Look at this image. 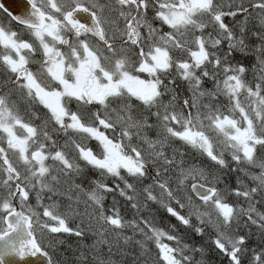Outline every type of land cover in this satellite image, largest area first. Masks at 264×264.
<instances>
[{
  "label": "snow or ice",
  "instance_id": "snow-or-ice-1",
  "mask_svg": "<svg viewBox=\"0 0 264 264\" xmlns=\"http://www.w3.org/2000/svg\"><path fill=\"white\" fill-rule=\"evenodd\" d=\"M0 264H264V0H0Z\"/></svg>",
  "mask_w": 264,
  "mask_h": 264
},
{
  "label": "water",
  "instance_id": "water-1",
  "mask_svg": "<svg viewBox=\"0 0 264 264\" xmlns=\"http://www.w3.org/2000/svg\"><path fill=\"white\" fill-rule=\"evenodd\" d=\"M5 3L6 4H11L12 3V0H5Z\"/></svg>",
  "mask_w": 264,
  "mask_h": 264
}]
</instances>
